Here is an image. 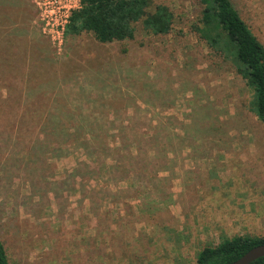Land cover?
I'll use <instances>...</instances> for the list:
<instances>
[{
  "label": "rangeland",
  "instance_id": "1",
  "mask_svg": "<svg viewBox=\"0 0 264 264\" xmlns=\"http://www.w3.org/2000/svg\"><path fill=\"white\" fill-rule=\"evenodd\" d=\"M232 1L264 44V0ZM19 4L25 21L0 26V42L12 41L0 60V238L10 264H195L205 246L264 235V124L234 65L192 28L198 0H152L173 12L166 34L138 22L132 39L83 33L65 37L61 52L31 0ZM18 105L33 125L20 139L3 131L16 126ZM89 133L109 157L130 147L127 135L158 133L151 147L173 158L163 191L141 197L118 173L76 170ZM36 140L44 161L18 173L16 153L32 156Z\"/></svg>",
  "mask_w": 264,
  "mask_h": 264
},
{
  "label": "trees",
  "instance_id": "2",
  "mask_svg": "<svg viewBox=\"0 0 264 264\" xmlns=\"http://www.w3.org/2000/svg\"><path fill=\"white\" fill-rule=\"evenodd\" d=\"M0 1L2 3H0V26H4L7 22L12 24L25 21L19 0ZM198 2L201 9L197 22L192 28L211 49L222 55L224 59L231 61L236 73L245 80L252 93L249 102L251 111L264 124V44L252 32L232 0H198ZM138 22H141L148 32L155 35L166 34L172 26L173 12L165 4H156L152 7V0H81V7L71 15L65 37L88 33L99 43L123 41L134 37L135 25ZM11 44V39L0 42V60H4L8 53L5 50L9 51ZM18 59L20 57L17 54ZM19 65H25L24 59L19 62ZM19 106H17L18 112L15 113L16 126L12 128L4 123L3 130L13 137V131L16 129L17 139H20L23 136L22 133L28 129H33V125L28 124L30 122L23 124L24 115L20 113ZM26 113L29 114V108ZM42 119L36 118V120ZM41 123L36 122V124ZM84 125L88 127L87 124ZM169 135L173 134L167 133L165 135L167 140L171 139ZM127 139L130 147L113 153L114 155L109 157L110 149L102 143L101 138L92 133L82 136L79 145L87 161L79 162L76 170H90L93 166L90 172L95 171L99 174L104 170L109 177L118 173L120 181L129 180L125 191L132 190L141 197L148 198L155 193L153 191L162 192L160 184L167 179V176H160V172L170 171L169 163L173 161V158L167 155L171 151H166L165 147L160 150L151 147L152 143L159 140L158 133L150 134L147 138H139L134 134L127 135ZM38 142L39 140H36L30 146L29 151L32 156H24V152L20 151L16 153L18 158L12 162L14 170L18 173H26L31 166L43 160L39 158V153L44 152L37 144ZM107 160H110L111 164ZM14 170H11L12 173ZM260 244H264V235H234L214 246L203 247L196 256L195 264H228ZM0 264H10L1 238ZM251 264H264V256Z\"/></svg>",
  "mask_w": 264,
  "mask_h": 264
},
{
  "label": "built area",
  "instance_id": "3",
  "mask_svg": "<svg viewBox=\"0 0 264 264\" xmlns=\"http://www.w3.org/2000/svg\"><path fill=\"white\" fill-rule=\"evenodd\" d=\"M37 11L41 33L57 52L65 43V31L72 13L81 7V0H31Z\"/></svg>",
  "mask_w": 264,
  "mask_h": 264
},
{
  "label": "water",
  "instance_id": "4",
  "mask_svg": "<svg viewBox=\"0 0 264 264\" xmlns=\"http://www.w3.org/2000/svg\"><path fill=\"white\" fill-rule=\"evenodd\" d=\"M264 256V244L256 245L245 252L238 259L228 264H251L255 260Z\"/></svg>",
  "mask_w": 264,
  "mask_h": 264
}]
</instances>
